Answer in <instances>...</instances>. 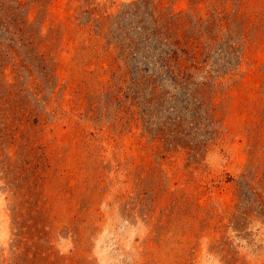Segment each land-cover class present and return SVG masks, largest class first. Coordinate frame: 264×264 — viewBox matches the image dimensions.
Here are the masks:
<instances>
[{"label": "rangeland", "instance_id": "obj_1", "mask_svg": "<svg viewBox=\"0 0 264 264\" xmlns=\"http://www.w3.org/2000/svg\"><path fill=\"white\" fill-rule=\"evenodd\" d=\"M0 264H264V0H0Z\"/></svg>", "mask_w": 264, "mask_h": 264}]
</instances>
